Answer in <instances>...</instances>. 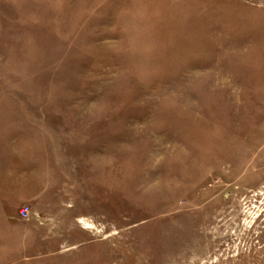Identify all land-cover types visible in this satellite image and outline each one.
<instances>
[{
    "label": "rangeland",
    "instance_id": "rangeland-1",
    "mask_svg": "<svg viewBox=\"0 0 264 264\" xmlns=\"http://www.w3.org/2000/svg\"><path fill=\"white\" fill-rule=\"evenodd\" d=\"M0 264H264V0H0Z\"/></svg>",
    "mask_w": 264,
    "mask_h": 264
},
{
    "label": "built area",
    "instance_id": "built-area-1",
    "mask_svg": "<svg viewBox=\"0 0 264 264\" xmlns=\"http://www.w3.org/2000/svg\"><path fill=\"white\" fill-rule=\"evenodd\" d=\"M28 213H29V209H28L27 206H23V207H21V209L19 210V215H20V217H22V218L27 217Z\"/></svg>",
    "mask_w": 264,
    "mask_h": 264
}]
</instances>
